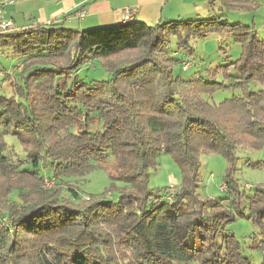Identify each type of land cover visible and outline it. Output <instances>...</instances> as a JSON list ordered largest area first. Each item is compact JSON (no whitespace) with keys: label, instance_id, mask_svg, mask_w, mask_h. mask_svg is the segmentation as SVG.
<instances>
[{"label":"trees","instance_id":"trees-1","mask_svg":"<svg viewBox=\"0 0 264 264\" xmlns=\"http://www.w3.org/2000/svg\"><path fill=\"white\" fill-rule=\"evenodd\" d=\"M256 8L255 0H211L206 18L1 33L0 50L21 59V83L9 84L11 97L0 95V264H249L234 236L224 234L236 217L257 228L256 248L264 250V184L247 195L230 177L236 149L264 150V39L225 13ZM213 33L241 48L236 61L217 69L228 85L176 76L183 59L169 54V39L185 51L189 41ZM96 64L109 72L107 80L78 79ZM254 82L261 89L249 92ZM228 88L242 96L217 105L204 98ZM12 135L28 168L6 148L4 137ZM203 153L231 164L228 197L220 202L194 194ZM162 154L178 164L181 182L160 195L147 192L146 183ZM109 157L111 178L133 190L116 202L80 201L72 178ZM40 166L51 175L38 173ZM48 180L56 190L42 188Z\"/></svg>","mask_w":264,"mask_h":264},{"label":"rangeland","instance_id":"rangeland-1","mask_svg":"<svg viewBox=\"0 0 264 264\" xmlns=\"http://www.w3.org/2000/svg\"><path fill=\"white\" fill-rule=\"evenodd\" d=\"M258 8L259 6L256 10ZM225 15L229 23L237 21L239 17L238 12L233 11H228ZM258 37L259 39H264L263 34H260ZM176 43V38L169 39V54L177 53L172 55H180L183 60H187L190 63V68L186 72L181 71L180 65L175 67L174 74L176 76L181 77L183 80L201 78L208 82H222L228 85L223 74L217 71V69L236 61L240 57V45L235 43L231 36L224 33L209 34L203 39L189 41L188 49L185 51H178ZM20 61V57L11 54L10 51L0 50V95L11 97L13 91L9 84L15 83L20 85L21 65L18 66ZM5 75H8L9 79L3 81ZM77 76L83 83L92 85L95 82L107 80L109 72H106L105 68L100 64H96L89 68L84 67L78 72ZM260 89V85L256 82L248 86L249 92H256ZM241 96V90L228 88L217 90L212 96L204 98L209 103L217 105L224 100ZM4 140L7 150H11L10 156L12 155L13 157L12 151L17 156V158L13 157L14 161H20L24 164V168H28L26 164L28 162L26 151H23L17 135L5 136ZM234 156L235 160L230 177L237 184L240 191H244L247 195L251 194V187L264 184V171L262 169L264 150L254 151L238 148L235 150ZM157 162V167L148 171L146 190L150 193L159 191V194L162 195L163 189L180 185L181 173L178 164L171 156L162 154ZM230 165L227 159L218 153H203L199 156L198 183L194 193L198 199L202 201L210 200L216 203L228 197L226 191L224 192L221 189L224 187L223 190H226V174L229 172ZM37 171L41 175H51L50 172L44 171L41 166ZM114 174V163L112 157H109L91 172L72 178L80 201L94 197L116 202L119 196L133 190L130 184L113 180L111 176ZM41 186L45 190H56L51 180L44 181ZM39 190L36 189V192H32L33 201H37V192ZM228 203V201H224L223 205L226 206ZM243 206H241V209ZM18 209L20 208L18 207ZM244 213L247 216V210H244ZM226 230L224 234L227 233L234 236L239 244L241 255L248 260L249 264H264V250L256 248L260 241L258 230L246 217H236L235 221L228 225ZM125 238V242L132 241L130 236H125ZM119 256L129 257L125 253Z\"/></svg>","mask_w":264,"mask_h":264},{"label":"crops","instance_id":"crops-1","mask_svg":"<svg viewBox=\"0 0 264 264\" xmlns=\"http://www.w3.org/2000/svg\"><path fill=\"white\" fill-rule=\"evenodd\" d=\"M211 0H14L0 15L11 20L15 28L28 25L60 24L66 28L86 30L143 22L153 25L172 20H192L209 16ZM259 8L253 13L238 12L236 22L252 26L264 35V0H255ZM17 11V12H16ZM126 11L130 13L126 19ZM236 12V11H234Z\"/></svg>","mask_w":264,"mask_h":264},{"label":"built area","instance_id":"built-area-1","mask_svg":"<svg viewBox=\"0 0 264 264\" xmlns=\"http://www.w3.org/2000/svg\"><path fill=\"white\" fill-rule=\"evenodd\" d=\"M13 3H14V0H0V15L6 4H13ZM125 13H126V19L129 18L130 13L128 11H126ZM13 29H15V25L11 20H3L0 18V34L7 32V31H11ZM180 66H181V71L186 72L190 68V63L187 60H183L180 63ZM176 189H177V186H173L172 188H170V191L175 192ZM223 189L224 187H222L221 190L224 191Z\"/></svg>","mask_w":264,"mask_h":264}]
</instances>
